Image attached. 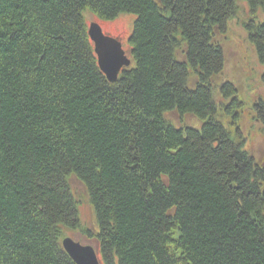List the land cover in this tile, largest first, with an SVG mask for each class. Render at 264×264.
Listing matches in <instances>:
<instances>
[{
  "label": "trees",
  "instance_id": "16d2710c",
  "mask_svg": "<svg viewBox=\"0 0 264 264\" xmlns=\"http://www.w3.org/2000/svg\"><path fill=\"white\" fill-rule=\"evenodd\" d=\"M242 4L264 135V0H0V264H75L68 231L101 264H264V158L243 149L242 90L216 84ZM85 10L134 15L114 83Z\"/></svg>",
  "mask_w": 264,
  "mask_h": 264
},
{
  "label": "rangeland",
  "instance_id": "374dc122",
  "mask_svg": "<svg viewBox=\"0 0 264 264\" xmlns=\"http://www.w3.org/2000/svg\"><path fill=\"white\" fill-rule=\"evenodd\" d=\"M247 8V4H242V9L239 11L238 15L228 21L226 33L224 34V38H222L225 63L222 73L220 74L221 77L216 80V84L219 85L223 81H229L242 90L241 96L243 99L240 106L242 122L240 124V129L243 130L242 134H248L245 135L246 138L243 140V149L252 154L254 158L263 159V127L260 125L259 121L254 120L256 111L253 108L254 103L257 102L259 96L262 94L259 79L260 73L263 70V65L259 63L254 48L248 43L247 38L245 39L246 31L240 24L242 20L251 17ZM83 16L87 26L90 22H97L104 33L119 38L123 50L130 58V53L128 52V36L131 32L132 22L134 20L133 14L122 13L114 19L107 21L96 19V17L90 15L88 10L83 12ZM256 17V21L262 20L263 14L260 10L256 12ZM215 99L218 104L225 102L224 100L221 101L218 94H216ZM259 110L262 111L261 107H259ZM173 116L175 117V115ZM188 119L185 120L187 123L190 122ZM220 120L225 123L227 117L220 114ZM80 213L83 223L88 227L91 224L92 227L95 226L96 229L98 228L95 216L92 214V210L88 205H83L80 209ZM66 236L72 237L84 244H90L97 249V241L94 238H86L78 232L70 231L66 232ZM97 256L99 258L98 251Z\"/></svg>",
  "mask_w": 264,
  "mask_h": 264
},
{
  "label": "water",
  "instance_id": "95a60500",
  "mask_svg": "<svg viewBox=\"0 0 264 264\" xmlns=\"http://www.w3.org/2000/svg\"><path fill=\"white\" fill-rule=\"evenodd\" d=\"M87 35L92 42L97 66L108 82L114 83L122 69L130 66L131 60L122 48L119 38L104 33L97 22H90ZM61 246L75 264H101L97 249L72 237L61 239Z\"/></svg>",
  "mask_w": 264,
  "mask_h": 264
}]
</instances>
